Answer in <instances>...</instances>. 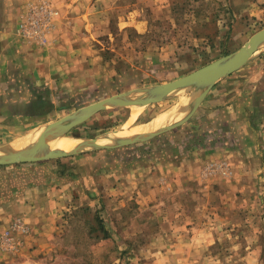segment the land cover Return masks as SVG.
<instances>
[{
	"label": "rangeland",
	"instance_id": "374dc122",
	"mask_svg": "<svg viewBox=\"0 0 264 264\" xmlns=\"http://www.w3.org/2000/svg\"><path fill=\"white\" fill-rule=\"evenodd\" d=\"M41 1H47L57 10L50 1ZM109 3L112 25L131 19L146 21L147 35L132 37V45L137 49L150 46L168 49L170 58L164 61L176 62V71L169 74L164 70L152 80L148 77L147 80L154 81L150 83L133 86L121 83L120 88L101 93L105 96L103 98L94 99L85 95L82 103H70L72 107L67 116L78 114L80 110L111 96L183 77L238 50L250 37L264 29V0H245V3L235 0H109ZM57 12L55 20L59 16V11ZM116 40L124 41L125 37L118 34ZM114 44L116 46L117 43ZM221 84L230 99L251 84H257L256 90L263 93L264 52L228 74L215 86L219 87ZM215 86L210 92L219 90ZM189 90H181L158 102L137 107L138 111L134 116V106L107 107L72 128L66 137L78 139L81 143L91 139L98 140L123 129L139 132L140 127L149 124L178 103L181 95H187ZM230 102L233 109H238L239 124L248 123V128L253 130L264 123V116H253L256 110L252 105L245 107L243 101L238 105L235 100H229ZM206 110L201 104L194 115L181 126L145 141L115 148H89L61 159L0 165V178L2 171L10 169L11 173L17 175L14 187L22 191L28 186L46 185V178L51 177L52 173L53 177L61 175L72 183L67 207L56 211L57 218L52 226L54 228H48L45 239L49 248L38 255L42 258L40 264H264L263 133L262 136L257 133L260 142L255 154L259 155H254L261 158L260 164L255 159L254 164L246 167L244 177L247 178L236 179L232 165L217 162L220 159L228 163L227 159L211 157L201 166L199 179L190 181L187 188L183 184L175 185L178 194L171 191L164 181H158L162 155H169L166 159L171 158L168 162L173 163L177 160L172 158L174 156L183 160L191 155L195 161L204 150L211 151L207 149L211 147L207 142L202 148L189 153L190 149L197 148L196 137L198 133L202 135L205 129L202 126L210 122L208 118L212 114H208ZM57 120L53 119L52 122ZM46 125H38L20 138L28 137L36 128ZM155 131L138 134L145 135ZM129 137L131 135L124 139ZM11 138L0 139V149L17 140L9 141ZM248 143L251 142L245 143V147H248L247 155L253 157ZM210 161L216 162L212 165ZM185 165L183 170L186 171ZM198 166L194 167V171ZM251 167H259L258 177L256 174L252 178L247 176L252 171ZM166 170L171 168L164 167L162 172ZM149 183H152V189L157 187L158 195L139 202V188ZM180 206H184L183 211ZM200 219L211 222L207 228L208 234L211 232V236L217 239V243L203 248L205 251L203 250L204 254L203 251L200 252V255L203 254L201 258L194 256L188 260H177L171 254L177 250L174 244L146 242L161 234V231L165 234L173 229L177 231L176 227H172L174 221L184 223ZM17 220L28 228V232L13 234L19 243L15 251L0 250V254L7 256L9 262H14L18 257L22 259L27 251L35 249L33 245L28 246L32 229L19 218L0 229V235ZM164 224L166 226L163 227Z\"/></svg>",
	"mask_w": 264,
	"mask_h": 264
},
{
	"label": "crops",
	"instance_id": "0c3cea01",
	"mask_svg": "<svg viewBox=\"0 0 264 264\" xmlns=\"http://www.w3.org/2000/svg\"><path fill=\"white\" fill-rule=\"evenodd\" d=\"M37 1L0 0V139L12 137L9 141H18L36 126L66 117L72 107L70 103H82L85 95L88 98H103L105 96L101 93L118 89L121 83L124 85L126 82L131 86L150 83L154 81L147 80L148 77L152 80L164 70L169 74L176 71V62L164 61L170 58L168 49L151 46L137 49L132 45V37L147 35L145 20L131 19L117 25L110 23L109 0H48L59 11L54 29L41 44L24 39L20 35L19 25L28 13L29 5ZM235 1L245 3V0ZM118 34H123L125 40L118 42ZM256 87L257 84L246 86L230 99L222 84L215 86L219 90L215 91L214 88L201 103L207 108L206 112L212 114L208 118L210 122L202 126L205 129L202 135L198 133L196 137L197 148L190 149L189 153L202 148L207 142L211 146L207 149L211 151L204 150L195 161L191 155L183 160L174 156L172 158L177 160L173 163L168 162L171 158L166 159L169 155H162L158 181H164L171 191L178 194L175 185L183 184L187 188L190 181L199 179L201 166L211 157L227 159L228 163L220 159L217 162L232 165L236 179L247 178L244 177L246 167L254 164L255 159L258 163L261 159L254 155H259L255 154L260 142L257 133H261L260 136L264 134V123L253 130L248 128V123L242 122L240 125L238 109H233L229 100H235L237 105L243 101L245 107L252 105L257 111V114L256 111L253 113L254 117L264 116V92L256 90ZM218 99L223 106H215L219 105ZM247 141L251 142L248 146L252 148L253 157L247 155ZM213 162L216 161H210V164L214 165ZM195 166H198L196 171ZM164 167L171 170L162 172ZM6 170L1 172L0 178V229L16 218L23 220L32 229L28 246L33 245L35 249L27 251L22 259L18 257L14 262H9L7 256L0 254V264H40L42 258L38 255L49 248L45 239L48 228H54L56 211L67 207L72 183L61 175L53 177L52 173L51 177L46 178V185L28 186L22 191L14 187L16 173ZM251 170V175L247 173L248 177L259 176V167H251ZM151 185L149 183L139 188V202L158 195L157 187L152 189ZM180 208L183 211L184 206ZM209 225L211 222L203 219L184 223L174 221L172 227H176L177 231L173 229L166 234L161 231V234L146 242L174 244L177 250L171 254L177 260H188L194 256L201 258L204 247L209 248L217 243L211 232L208 234Z\"/></svg>",
	"mask_w": 264,
	"mask_h": 264
},
{
	"label": "water",
	"instance_id": "95a60500",
	"mask_svg": "<svg viewBox=\"0 0 264 264\" xmlns=\"http://www.w3.org/2000/svg\"><path fill=\"white\" fill-rule=\"evenodd\" d=\"M264 52V29L255 33L249 40L238 50L225 55L215 61L199 68L198 70L189 73L176 80L159 84L156 86L143 87L135 90H130L119 95H114L100 102L92 104L78 112L63 117L55 122L47 124L43 132L39 135L37 141L27 147L14 148L9 144L0 149V165L14 164L17 162H31L42 159H61L71 155L78 154L83 151L101 148H115L127 144H133L140 141L148 140L160 133L170 131L181 126L191 118L201 103L204 101L210 90L221 79L228 74L246 65ZM195 84H199L200 88L197 91V96L193 102V106L189 112L179 121L164 125L158 128L153 133L136 134L124 141H113L112 145L99 144L97 139L83 141L74 148L65 150H51L49 141H54L66 137L69 131L75 126L89 119L97 112L106 109L107 107H125L134 106L142 107L148 104L158 102L165 97L185 89H193Z\"/></svg>",
	"mask_w": 264,
	"mask_h": 264
},
{
	"label": "bare ground",
	"instance_id": "6f19581e",
	"mask_svg": "<svg viewBox=\"0 0 264 264\" xmlns=\"http://www.w3.org/2000/svg\"><path fill=\"white\" fill-rule=\"evenodd\" d=\"M195 85L196 86H194L192 90L191 89L189 90L190 91L189 93L187 92L188 93L187 95H183V96L181 95L178 103H176L170 109L166 110L164 113L155 117L149 124L143 127H140L139 132H135V130L133 129L132 131L123 129L117 133L106 135V136L99 138L98 143L99 144H109V143H112L113 141L115 142L124 141L125 140L124 138L128 135L133 136L138 133H146L150 131H155L156 129L164 125H169V124L179 121L189 112V110L193 106V102L197 96V91L200 88L199 84H195ZM137 111L138 109L137 107H135L133 110V116L137 113ZM44 129L45 127L36 128L28 137L22 138L12 143L13 147L17 149V148L27 147V146L34 144L37 141L41 132L44 131ZM48 143H49L48 144L49 148L51 150L60 149V150L68 151L74 148L76 145H78L80 143V140L74 139V138L72 139L68 137H63L61 139H57L51 142L49 141Z\"/></svg>",
	"mask_w": 264,
	"mask_h": 264
},
{
	"label": "built area",
	"instance_id": "2783aa9c",
	"mask_svg": "<svg viewBox=\"0 0 264 264\" xmlns=\"http://www.w3.org/2000/svg\"><path fill=\"white\" fill-rule=\"evenodd\" d=\"M58 15L57 10L53 9L47 1H38L30 4L28 13L19 25L20 35L35 43H43L47 35L54 28V20ZM28 228L20 221H15L9 229L0 235V250L4 252L15 251L19 243L13 234H26Z\"/></svg>",
	"mask_w": 264,
	"mask_h": 264
}]
</instances>
